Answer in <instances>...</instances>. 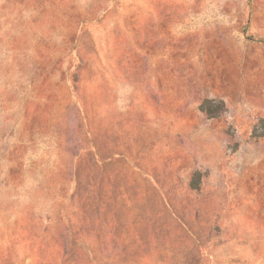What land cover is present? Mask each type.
I'll list each match as a JSON object with an SVG mask.
<instances>
[{
    "label": "rangeland",
    "instance_id": "1",
    "mask_svg": "<svg viewBox=\"0 0 264 264\" xmlns=\"http://www.w3.org/2000/svg\"><path fill=\"white\" fill-rule=\"evenodd\" d=\"M264 0H0V264H264Z\"/></svg>",
    "mask_w": 264,
    "mask_h": 264
},
{
    "label": "trees",
    "instance_id": "2",
    "mask_svg": "<svg viewBox=\"0 0 264 264\" xmlns=\"http://www.w3.org/2000/svg\"><path fill=\"white\" fill-rule=\"evenodd\" d=\"M264 121V120H263Z\"/></svg>",
    "mask_w": 264,
    "mask_h": 264
}]
</instances>
